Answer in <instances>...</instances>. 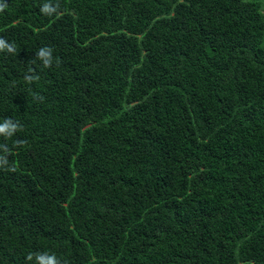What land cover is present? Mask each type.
Returning a JSON list of instances; mask_svg holds the SVG:
<instances>
[{
  "label": "trees",
  "instance_id": "1",
  "mask_svg": "<svg viewBox=\"0 0 264 264\" xmlns=\"http://www.w3.org/2000/svg\"><path fill=\"white\" fill-rule=\"evenodd\" d=\"M0 3V264H264V0Z\"/></svg>",
  "mask_w": 264,
  "mask_h": 264
},
{
  "label": "clouds",
  "instance_id": "2",
  "mask_svg": "<svg viewBox=\"0 0 264 264\" xmlns=\"http://www.w3.org/2000/svg\"><path fill=\"white\" fill-rule=\"evenodd\" d=\"M7 5L0 3V12L4 11ZM41 11L46 14H51L52 9L49 8L47 4H45ZM7 49L9 52H13L15 49L12 46H8L5 43L4 39H0V51ZM37 57L43 61L44 67H50L52 64V49L51 48H42L38 51ZM26 79L31 82L33 79H38V77L27 76ZM18 128L17 123H13L11 119L6 120L3 124H0V134H4L6 136H11ZM28 259H32V255L28 256ZM36 260L38 264H58L55 256H49L47 254H37Z\"/></svg>",
  "mask_w": 264,
  "mask_h": 264
}]
</instances>
